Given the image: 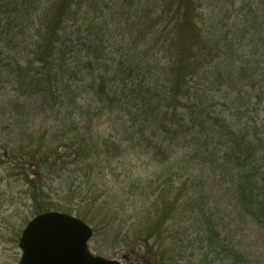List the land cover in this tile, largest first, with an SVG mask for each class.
I'll return each mask as SVG.
<instances>
[{"label":"trees","instance_id":"obj_1","mask_svg":"<svg viewBox=\"0 0 264 264\" xmlns=\"http://www.w3.org/2000/svg\"><path fill=\"white\" fill-rule=\"evenodd\" d=\"M42 1L0 0V83L13 88L10 108L38 100L41 128L15 110L9 135L36 215L64 210L55 181L84 179L83 208L66 210L146 264H252L205 215L196 167L144 180L133 163L228 164L239 212L264 228V0ZM70 25L88 27L85 57ZM118 114L128 129H100ZM137 202L128 227L118 204Z\"/></svg>","mask_w":264,"mask_h":264},{"label":"rangeland","instance_id":"obj_2","mask_svg":"<svg viewBox=\"0 0 264 264\" xmlns=\"http://www.w3.org/2000/svg\"><path fill=\"white\" fill-rule=\"evenodd\" d=\"M45 1L47 0H43L41 3L45 5ZM242 4H244V2L238 1L234 8L237 10ZM44 5H42V7ZM228 9L232 10L233 7L230 6ZM90 17L91 15L88 16V18ZM69 29L70 44L72 43L76 46L75 50L77 49L80 56L85 57L87 52L82 47V39L84 36L88 35L87 25L82 26L80 29L75 25H70ZM106 45L108 46L109 44ZM108 51H110V49ZM12 89V86L7 80L0 83V264H19L22 257V252L19 249V240L27 224L36 217L33 202L29 195L28 185L25 183V179L22 175V168H20L22 163L14 164V158L11 157V155L13 156V152L11 151L16 147V143L12 141L9 135L13 129L10 128V113L15 110V115L21 113L22 125L31 127L34 124L37 130L41 128V118L36 117V113L34 112V109L38 106V100L36 98H31L24 101V103H14L17 109L10 108V105L13 104L11 103L13 102L12 97H14ZM79 101H83L82 98L79 99ZM24 104H26V106H24ZM28 106L30 108H28ZM125 115L126 114H118L111 117H109V115L102 117L99 122L100 129L102 131L124 132V130L129 128ZM63 147L65 149V146ZM149 161L150 159L144 156H139L137 158L136 162L133 163L135 177L143 176L145 180L148 176L157 175L160 172H163L162 174L168 172V175H174L178 173L180 168L193 169L196 167L198 173L202 175L203 180V192L200 202H202L205 215L214 222L229 245L246 256L252 264H264V228L255 224L250 218L239 212L235 202L237 200L234 191L235 173L232 166L226 164L224 167L221 165L218 168H214L210 162H202L200 166H198L197 163L196 166H194L195 162L188 159L185 162L177 160L169 167L160 169V167L157 168L156 165H154L155 167L150 165L148 168L145 167V165L149 164ZM22 162L24 163L25 161L22 160ZM33 173L34 171L32 170L31 175ZM120 173L121 172L118 171L117 175H120ZM33 177L34 176H31V178ZM130 179H132V174L130 175ZM68 180L69 181L58 183L57 181H53L54 184L51 186H53V190H55L54 193L56 194L54 198L55 202L53 201V203H55V206H65L64 210H60V212L76 216V213H69L70 211L66 210V208L72 209L74 212L78 208H83V206L80 207L81 204L79 203V200H82L79 187L81 188L86 181H84V179H79L78 182H75L73 178H69ZM70 186L73 188L72 192L75 194L69 196L63 195L62 191ZM83 190H85V188ZM125 192L126 190H121L117 197L126 202V197L123 196ZM144 205L145 204L142 205L138 202L135 205L131 203H127L126 205L118 204V207L123 209L126 213L122 221L127 220L128 227L134 225L136 219H134L136 215L135 210L141 209ZM178 221L181 222L182 217H178L174 222L176 227ZM177 243L180 244L181 242L179 241ZM89 246L92 252L97 256L112 260H120L123 264H146L145 261L141 259V256L139 257L130 252L131 250L124 244L114 245L111 239H106L101 233L94 234ZM183 246V255L189 256L190 249L188 245L184 243Z\"/></svg>","mask_w":264,"mask_h":264},{"label":"water","instance_id":"obj_3","mask_svg":"<svg viewBox=\"0 0 264 264\" xmlns=\"http://www.w3.org/2000/svg\"><path fill=\"white\" fill-rule=\"evenodd\" d=\"M93 229L83 220L57 211L34 217L19 240V264H122L94 255L89 242Z\"/></svg>","mask_w":264,"mask_h":264}]
</instances>
